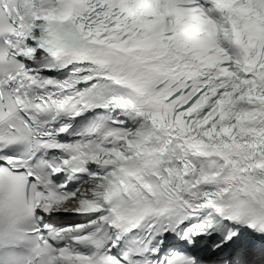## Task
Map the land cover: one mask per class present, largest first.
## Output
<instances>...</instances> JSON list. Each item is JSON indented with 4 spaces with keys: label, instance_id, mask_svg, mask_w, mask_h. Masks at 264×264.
Listing matches in <instances>:
<instances>
[{
    "label": "snow or ice",
    "instance_id": "1",
    "mask_svg": "<svg viewBox=\"0 0 264 264\" xmlns=\"http://www.w3.org/2000/svg\"><path fill=\"white\" fill-rule=\"evenodd\" d=\"M0 264H264V0H0Z\"/></svg>",
    "mask_w": 264,
    "mask_h": 264
}]
</instances>
